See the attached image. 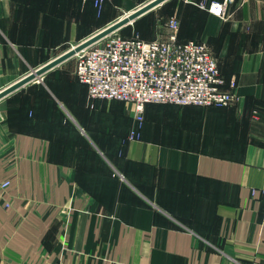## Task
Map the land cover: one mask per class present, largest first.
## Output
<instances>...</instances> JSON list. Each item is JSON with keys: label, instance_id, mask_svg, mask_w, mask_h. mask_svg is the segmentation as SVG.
<instances>
[{"label": "crops", "instance_id": "0c3cea01", "mask_svg": "<svg viewBox=\"0 0 264 264\" xmlns=\"http://www.w3.org/2000/svg\"><path fill=\"white\" fill-rule=\"evenodd\" d=\"M126 1L106 0L100 19L85 0H0V91ZM189 1L180 41L210 46L238 101L148 106L129 142L120 101L88 121L87 86L80 103L68 67L0 100V264H264V0H232L225 19ZM84 123L90 152L68 141Z\"/></svg>", "mask_w": 264, "mask_h": 264}, {"label": "built area", "instance_id": "2783aa9c", "mask_svg": "<svg viewBox=\"0 0 264 264\" xmlns=\"http://www.w3.org/2000/svg\"><path fill=\"white\" fill-rule=\"evenodd\" d=\"M94 1L101 11L105 0ZM232 0L201 4L225 19ZM180 19L173 17L166 37L145 41L114 33L76 55V78L87 86L91 101H120L132 106L138 128L148 104L228 108L238 101L236 78L230 81L206 42H179ZM134 129L130 137H138ZM10 182L0 184L4 195ZM6 208L11 203L5 204ZM264 223V213L262 216Z\"/></svg>", "mask_w": 264, "mask_h": 264}, {"label": "rangeland", "instance_id": "374dc122", "mask_svg": "<svg viewBox=\"0 0 264 264\" xmlns=\"http://www.w3.org/2000/svg\"><path fill=\"white\" fill-rule=\"evenodd\" d=\"M143 1L127 0L126 2L122 3V5H118L114 11V15H116V17H118V19H115V21H113V23L116 22V20L118 21L120 18L125 17L126 15L130 14L134 10L140 8L141 6L145 5L146 3H148L152 0H143ZM188 2H190V1L189 0H168L167 2L162 4L161 6L155 8L154 10L150 11L149 13L145 14L144 16L135 20L131 24L124 26L123 28L119 29L118 31H116L114 33L120 34V35L125 36V37H127V36H140L141 35L146 40L147 39L151 40V39L166 37L169 33V28H168L169 21L173 17H177L178 19H180V17L182 18V16H185L186 6L189 5ZM220 2H222V1H220ZM102 16L103 15H97V17L100 19L102 18ZM184 25L186 28H189L188 22L184 23ZM104 28H106V27H104ZM98 32H96V33H98ZM83 41L84 40H80L76 44H73V46H76ZM73 46H70L67 49V51L69 49H71ZM77 59L78 58L75 55L73 58L65 61L64 63H62L61 65H59L58 67H56L54 69L59 71V69H60L59 67H61V68L62 67L63 68L68 67V69H70V71H72V76L76 77ZM41 66L33 67V68H39ZM28 72L30 73V71H28ZM29 73H26L25 75L20 77V79H22L23 77H25ZM20 79H18L17 81H19ZM44 81H45V77L43 76V80L37 79V80L33 81L32 83L26 85L25 87L17 90L16 93L18 91L22 92V93H26L28 91H33V89H35L36 86L41 85ZM72 88H73L76 96L79 97V102H80V99L83 96L82 95L83 89L77 83H74ZM108 103H114V102H108ZM119 104H121L124 107L125 111L127 112V116L133 120L134 114L132 112V110H133L132 106H130L126 103H120V102H119ZM233 106H231V107H233ZM163 107H165V106H163ZM228 108H230V107H228ZM96 110H97V108L96 109H90V107H88V111H90V114L87 115L88 121L93 122V115L92 114L95 115ZM144 120H145V118H144ZM144 127H145V124L140 129H142V128L144 129ZM131 132H130V134H131ZM136 132H137V135H139V136L135 137V138H131L129 135V137H128L129 142L142 140L144 133H139L138 131H136Z\"/></svg>", "mask_w": 264, "mask_h": 264}, {"label": "water", "instance_id": "95a60500", "mask_svg": "<svg viewBox=\"0 0 264 264\" xmlns=\"http://www.w3.org/2000/svg\"><path fill=\"white\" fill-rule=\"evenodd\" d=\"M168 0H152L145 5L141 6L140 8L136 9L134 12L126 15L123 18H120L115 23L109 25L108 27L102 29L98 33L92 35L91 37L87 38L80 44L73 46L68 51L64 52L57 58L53 59L52 61L42 65L39 68L31 69L30 73L27 74L25 77L20 79L19 81L13 83L12 85L8 86L7 88L0 91V100L13 94L17 90L25 87L26 85L32 83L35 80H43V76L53 70L54 68L58 67L65 61L73 58L78 53L82 52L83 50L93 46L94 44L98 43L99 41L103 40L104 38L108 37L109 35L113 34L114 32L118 31L119 29L123 28L126 25L131 24L135 20L139 19L140 17L144 16L145 14L149 13L150 11L154 10L158 6H161Z\"/></svg>", "mask_w": 264, "mask_h": 264}, {"label": "trees", "instance_id": "16d2710c", "mask_svg": "<svg viewBox=\"0 0 264 264\" xmlns=\"http://www.w3.org/2000/svg\"><path fill=\"white\" fill-rule=\"evenodd\" d=\"M213 1H220V0H206L205 2L206 3H208V4H210L211 2H213ZM223 1V0H222ZM105 2H106V0L104 1V3H103V6H102V9H101V11H99L98 10V8L95 6V3H94V1H86V3H90V4H94V6H95V10L97 11V13H98V15H103V13H104V6H105ZM210 14V13H209ZM212 16V15H211ZM214 17V16H213ZM217 18V17H216ZM180 31H179V42L180 43H187V42H189V41H187V42H181L180 41V32H181V29H182V21H181V17H180ZM125 37V36H124ZM140 38V39H143V40H145V41H152V40H154V39H151V40H146L145 38H143L141 35L140 36H127L126 38ZM195 41H200V42H204L203 40H195ZM215 56V55H214ZM216 57V56H215ZM217 58V57H216ZM218 60V59H217ZM75 82L79 85V86H82V83H80L79 82V80L75 77ZM88 96V95H87ZM87 101H88V107H90V109H96L97 108V104H99V103H103V102H114V101H107V100H98V101H91V100H89V98H87ZM120 103H124V102H120ZM153 105H156V106H173V107H180V108H185V107H189V106H184V107H182V106H178V105H172V104H155V103H152V104H148L147 106H146V109H147V107L148 106H153ZM193 107H198V108H203V107H199V106H193ZM218 108V107H217ZM225 108V107H224ZM98 109V108H97ZM203 109H205V108H203ZM208 109H210V108H208ZM87 114H90V111H88V108L86 107L85 109H83ZM96 113H97V110H96ZM85 118V117H84ZM144 118H145V120H144V123H143V126H144V124L146 125V110H145V114H144ZM87 119H85V121H86ZM69 125H71V124H69ZM133 129H136V131H138L139 133H144V129H145V127H144V129L142 128V129H139L138 128V123L137 122H135V120L133 119L132 120V127H131V129H130V131L128 132V136L130 135V132L133 130ZM75 131V130H74ZM78 132V133H77ZM94 131H93V129H90L89 127H88V125L86 124V123H84L83 124V126H81V131L80 130H78V131H76V133L78 134V136L77 135H75V134H73V133H68V141H69V143H70V145L72 146V145H75V143H78V147L79 148H83L86 152L88 151V152H90L91 151V149H92V146H91V144L90 143H88L87 142V140L84 138V137H82L83 136V134H87V135H91L92 133H93ZM83 133V134H82ZM80 136V137H79ZM122 144H129V142L127 141V143L125 142L126 141V139L124 140V138H122ZM121 147V146H120ZM120 147H119V149H120ZM121 151V150H120ZM114 177H117V178H119V176L115 173L114 174Z\"/></svg>", "mask_w": 264, "mask_h": 264}, {"label": "bare ground", "instance_id": "6f19581e", "mask_svg": "<svg viewBox=\"0 0 264 264\" xmlns=\"http://www.w3.org/2000/svg\"><path fill=\"white\" fill-rule=\"evenodd\" d=\"M159 7V6H158ZM134 12V11H133ZM115 23V22H114Z\"/></svg>", "mask_w": 264, "mask_h": 264}]
</instances>
